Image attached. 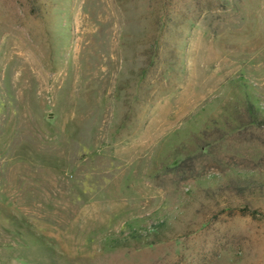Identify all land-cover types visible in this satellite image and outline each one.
Wrapping results in <instances>:
<instances>
[{
  "label": "rangeland",
  "instance_id": "1",
  "mask_svg": "<svg viewBox=\"0 0 264 264\" xmlns=\"http://www.w3.org/2000/svg\"><path fill=\"white\" fill-rule=\"evenodd\" d=\"M0 264H264V0H0Z\"/></svg>",
  "mask_w": 264,
  "mask_h": 264
}]
</instances>
